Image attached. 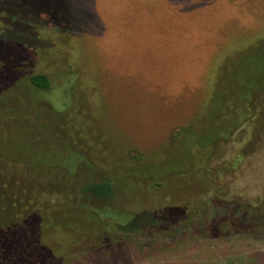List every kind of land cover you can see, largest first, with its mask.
I'll return each instance as SVG.
<instances>
[{"label": "rangeland", "instance_id": "374dc122", "mask_svg": "<svg viewBox=\"0 0 264 264\" xmlns=\"http://www.w3.org/2000/svg\"><path fill=\"white\" fill-rule=\"evenodd\" d=\"M215 1L0 0V264L128 260L111 238L155 230L264 264V76L236 128L229 85L264 63V0Z\"/></svg>", "mask_w": 264, "mask_h": 264}, {"label": "crops", "instance_id": "0c3cea01", "mask_svg": "<svg viewBox=\"0 0 264 264\" xmlns=\"http://www.w3.org/2000/svg\"><path fill=\"white\" fill-rule=\"evenodd\" d=\"M191 237L198 240L194 243V241H190ZM224 238L225 236L222 238L218 234L212 235L210 238L208 232L186 234L185 230L165 234L158 230L144 232L143 235L123 233L111 239L124 241L116 242L115 245L111 244L127 248L130 252L127 253L128 256L133 255L131 253L135 251V258L114 259L110 256L99 258L88 264H224L226 254ZM146 250L153 254L146 255ZM210 256H212L211 260ZM62 264L74 263L71 259V261L66 260ZM245 264H255V262L247 260Z\"/></svg>", "mask_w": 264, "mask_h": 264}, {"label": "trees", "instance_id": "16d2710c", "mask_svg": "<svg viewBox=\"0 0 264 264\" xmlns=\"http://www.w3.org/2000/svg\"><path fill=\"white\" fill-rule=\"evenodd\" d=\"M166 1H168L169 3H167ZM165 2L167 4H172L174 6V9H219L218 5H217V1L215 0H165ZM163 11V9L161 10ZM161 15H163V13H161ZM260 71L259 74H257L256 76L250 77L249 73L251 70L250 69L245 73V71H241L242 75H241V79L238 80L236 78H234V82L233 84H229L230 86L234 85L235 88H239L241 91V95H242V99H239L241 102V105L239 106V118L236 121V126H239L247 117L248 113H249V107H248V98L250 96V89L256 85L259 84V80L261 79L260 77H263L264 75H262V73L264 72V63H261L260 65ZM58 78V76H57ZM76 78V76H75ZM29 83L31 85H33L34 87L42 90V91H47V90H51L52 89V84L50 81V78L46 75H32L28 78ZM83 79H81L82 81ZM74 83V82H73ZM225 92H230L229 90H223ZM228 98V97H227ZM231 97L229 96L228 99H230ZM225 102H229L227 99L225 100ZM221 106L222 104L219 103L218 107H217V112L218 115L215 116L211 113L208 114V118L207 120L209 121L208 124H210L209 126H207V128H213L215 130L212 129V134H214L212 140L213 142H217L220 140H224L226 139L228 136H226L225 138L221 137V133H224L225 131H221L219 128H217L220 125L219 120L222 118L220 116V110H221ZM207 123V122H206ZM218 124V126H216ZM4 182V180H2ZM101 187V186H100ZM97 186H92L90 189L83 190V193H89L91 194L93 197L95 198H102V193H100L99 191H103L102 188H99L98 190ZM6 192L9 191V189H5ZM2 198V197H1Z\"/></svg>", "mask_w": 264, "mask_h": 264}]
</instances>
